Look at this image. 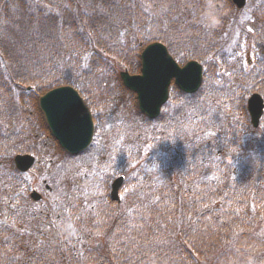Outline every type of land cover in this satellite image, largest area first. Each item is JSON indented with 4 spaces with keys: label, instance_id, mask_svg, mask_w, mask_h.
<instances>
[{
    "label": "trees",
    "instance_id": "obj_1",
    "mask_svg": "<svg viewBox=\"0 0 264 264\" xmlns=\"http://www.w3.org/2000/svg\"><path fill=\"white\" fill-rule=\"evenodd\" d=\"M215 3L219 20L208 28L200 22L205 0H0V165L9 170L0 264H264V116L253 129L245 109L249 87L264 96V69L257 61L241 74L253 86L232 84L238 49L227 42L224 15L233 6ZM153 42L181 63L201 62V88L173 87L153 120L132 98L140 141L115 152L116 160L102 156L60 199L67 185L51 176L52 196L35 211L11 157L41 158L56 144L38 97L72 86L93 110L108 104L102 98L129 99L118 72L136 73ZM75 160L65 158L62 169ZM118 174L126 178L120 204L108 193Z\"/></svg>",
    "mask_w": 264,
    "mask_h": 264
},
{
    "label": "water",
    "instance_id": "obj_2",
    "mask_svg": "<svg viewBox=\"0 0 264 264\" xmlns=\"http://www.w3.org/2000/svg\"><path fill=\"white\" fill-rule=\"evenodd\" d=\"M238 7H243L245 0H233ZM120 77L124 85L135 92L138 107L149 118H155L160 107L167 101L168 88L172 80L184 92L197 91L201 83L202 68L197 62H189L180 67L160 43L147 46L141 54L139 75L122 72ZM40 108L44 112L48 127L60 145L72 154L81 152L88 146L93 133L90 113L83 105L79 95L70 87H61L46 93L40 98ZM263 109L262 99L253 95L248 100V110L254 126L257 125ZM15 164L21 171L32 164L30 156H17ZM123 178L115 180L112 198L117 199V189ZM31 197L38 200L36 192Z\"/></svg>",
    "mask_w": 264,
    "mask_h": 264
},
{
    "label": "rangeland",
    "instance_id": "obj_3",
    "mask_svg": "<svg viewBox=\"0 0 264 264\" xmlns=\"http://www.w3.org/2000/svg\"><path fill=\"white\" fill-rule=\"evenodd\" d=\"M264 2V0H257L256 4ZM248 7V6H247ZM256 12H251V10H247V12H238V11H229L228 16L225 18V30H229V36L230 38H236L240 31H242V36L249 38V40L256 39L257 42L260 44V51L264 52V21L260 15H258V12H262L264 10V7H258L255 6ZM249 8V7H248ZM260 30V31H259ZM260 33V34H259ZM229 41V40H227ZM225 39L222 38V42L224 43ZM254 41L251 40V48L253 46ZM241 52L239 54V57L244 60L248 54V46L244 43L241 46ZM236 59V58H235ZM234 62V59H233ZM236 63V61L234 62ZM248 83V82H247ZM122 97V96H121ZM120 97V98H121ZM133 96L130 97L128 100H132ZM108 100L109 103L107 105L108 108H111L114 106V104L110 103L111 98L105 99ZM127 97L123 98V109L125 111L121 114H118L119 109L117 113H115V110L117 109L115 106L111 108V116L110 121L112 124H110L108 120V111L107 107L103 110H99V114L101 116L100 123V131H99V139L96 143V146L93 150H96L97 153H100V157L98 158V155L96 156L97 161L92 165H85V166H77V163H72V170L66 171L65 169H62L64 164L61 158L64 157V155L58 151V149L48 144L46 149V154L41 159H38L37 165L34 167L33 171L27 173L23 177L22 185L20 184V187L25 186L27 189V195L25 197L26 203L30 205L35 211H40V209H43L46 202L43 200L41 202H33L30 197L29 193L33 190L37 191L39 194L42 195L45 199H50L52 194L47 192L48 188L47 186L50 185L49 178L51 176H57L58 177V183L59 184H66V190L64 192H60L58 194L57 199H60V197H65L67 193L72 190H74V187L76 186H82L81 183V177L87 174L94 173L99 167L100 163H102V156L106 157L108 161L116 160L119 157L116 155L115 152H118L122 147L128 145L129 143L134 144L136 141H140V137L138 136L141 133L140 126H137L136 123L133 122L131 116H129L130 106L128 104ZM125 114L128 115V123L127 124L124 121ZM122 118L123 121H119V118ZM116 121L115 123L113 121ZM111 142V147H109L108 142ZM112 143L114 145H112ZM114 150V152H112ZM172 152V151H171ZM173 153V152H172ZM0 165V200L2 199V194H4V191L7 190L4 185V177L7 175L6 171H9L8 169H5V165L3 166V163ZM65 167V166H64ZM64 171V172H63ZM70 176V177H69ZM46 185V186H45ZM17 188V187H16ZM22 189V188H21ZM127 200V197H126ZM30 218L32 216L28 214ZM28 218V217H27ZM29 218V219H30ZM28 228H30V225H27Z\"/></svg>",
    "mask_w": 264,
    "mask_h": 264
},
{
    "label": "clouds",
    "instance_id": "obj_4",
    "mask_svg": "<svg viewBox=\"0 0 264 264\" xmlns=\"http://www.w3.org/2000/svg\"><path fill=\"white\" fill-rule=\"evenodd\" d=\"M218 20L215 0H205V10L201 14L200 22L208 28H213L216 26Z\"/></svg>",
    "mask_w": 264,
    "mask_h": 264
}]
</instances>
